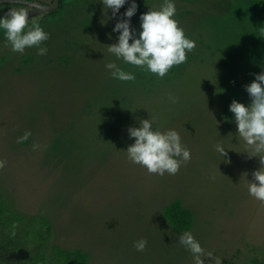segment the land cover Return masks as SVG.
Listing matches in <instances>:
<instances>
[{
	"label": "rangeland",
	"instance_id": "1",
	"mask_svg": "<svg viewBox=\"0 0 264 264\" xmlns=\"http://www.w3.org/2000/svg\"><path fill=\"white\" fill-rule=\"evenodd\" d=\"M131 2L115 16L103 0H67L61 11L41 13L46 55L36 47L13 52L0 30V160L6 161L0 180L18 209L47 219L54 241L87 252L84 264H194L179 243L185 231L172 230L162 217L176 199L192 213L187 231L221 264L264 262V203L247 188L261 165L245 152L229 107L234 99L245 105L241 88L264 72V7L172 0L174 19L196 46L160 78L108 51ZM135 2L130 28L138 38L141 14L164 0ZM10 4L0 18L16 6ZM108 62L136 79L113 78ZM142 119H151L153 129L177 131L190 150L177 174H150L128 159L135 142L128 129ZM26 131L31 136L18 143ZM141 238L142 252L134 246Z\"/></svg>",
	"mask_w": 264,
	"mask_h": 264
},
{
	"label": "clouds",
	"instance_id": "2",
	"mask_svg": "<svg viewBox=\"0 0 264 264\" xmlns=\"http://www.w3.org/2000/svg\"><path fill=\"white\" fill-rule=\"evenodd\" d=\"M125 3L126 0H103L104 7L112 9L113 16ZM39 7L36 4L12 7L0 18V30L4 31L7 45L11 46L13 52L23 53L26 48L36 47L37 55L47 54V48L42 45L49 39V33L41 27L38 17L29 18L31 9ZM136 11L137 4L132 0L124 13L129 19L119 20L113 28L114 32H118V43L109 45L108 51L126 63L146 68L163 78L173 66L186 62L187 52L195 48V41L186 37L178 21L174 19L176 7L172 0H164L158 9H150L141 14L142 31L139 32L138 38L130 28V18ZM106 68L111 71L113 78L121 81L136 79L133 73L124 71L115 62H108ZM245 87L251 97V103L245 106L234 99L229 107L234 113L238 134L249 148L245 152L250 156L259 157L261 165L253 173L254 179L247 181L248 192L264 203V72L257 74ZM168 100L173 104L178 102V98L171 93L168 94ZM128 131L130 137L135 138V142L126 150L128 159L145 167L150 174L163 176L167 172L175 175L181 165L191 159L190 150L181 144L179 133L173 129H153L151 119L140 120L139 127H130ZM30 136L31 132L26 131L17 142L21 143ZM32 147L35 150L39 145L33 144ZM215 147L222 157L227 156L226 148L222 144L217 143ZM5 164V160H0V169H3ZM178 239L179 243L192 253L194 264H204V257L212 258L214 264H221V260L213 256V252H205L191 232L185 231ZM146 245L147 241L143 238L134 243L136 250L140 252L145 250Z\"/></svg>",
	"mask_w": 264,
	"mask_h": 264
},
{
	"label": "trees",
	"instance_id": "3",
	"mask_svg": "<svg viewBox=\"0 0 264 264\" xmlns=\"http://www.w3.org/2000/svg\"><path fill=\"white\" fill-rule=\"evenodd\" d=\"M66 1L59 0L56 7L42 12L43 16L46 13L61 11ZM246 2L252 4L250 7H257L256 5L258 8L264 7V0H246ZM4 3L1 4L0 9L7 7H4ZM14 5L16 6L12 7L28 6L25 3ZM241 89L246 96L245 106H248L251 103V97L246 87ZM162 217L174 231L189 230L193 221L191 211L184 207L179 199L163 208ZM87 259L88 253L81 248H66L54 241L47 219L18 209L8 191V186L0 180V264H84ZM250 261L251 264H264L255 258H250ZM225 264L241 263L226 260Z\"/></svg>",
	"mask_w": 264,
	"mask_h": 264
},
{
	"label": "water",
	"instance_id": "4",
	"mask_svg": "<svg viewBox=\"0 0 264 264\" xmlns=\"http://www.w3.org/2000/svg\"><path fill=\"white\" fill-rule=\"evenodd\" d=\"M13 3V4H36L39 5V8H33L31 9V11L29 12V18L31 19L32 17L34 18V16H38L39 14H41L42 12L52 9L54 7L57 6L59 0H52V2L50 4H46V3H40V2H35V1H31V0H0V3Z\"/></svg>",
	"mask_w": 264,
	"mask_h": 264
},
{
	"label": "flooded vegetation",
	"instance_id": "5",
	"mask_svg": "<svg viewBox=\"0 0 264 264\" xmlns=\"http://www.w3.org/2000/svg\"><path fill=\"white\" fill-rule=\"evenodd\" d=\"M31 1H34V0H31ZM35 2H37V1H35ZM52 2V0H50L49 2L47 1V2H45L46 4H50ZM40 3H42V2H40ZM44 3V2H43ZM22 7H27V6H22ZM2 11V9H0V12ZM40 15V14H39ZM35 17V16H34ZM37 17V16H36Z\"/></svg>",
	"mask_w": 264,
	"mask_h": 264
}]
</instances>
